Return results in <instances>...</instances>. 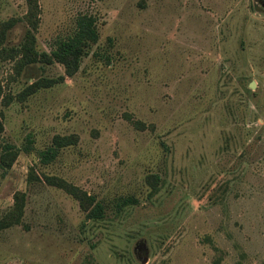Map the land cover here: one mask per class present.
<instances>
[{
  "label": "rangeland",
  "instance_id": "obj_1",
  "mask_svg": "<svg viewBox=\"0 0 264 264\" xmlns=\"http://www.w3.org/2000/svg\"><path fill=\"white\" fill-rule=\"evenodd\" d=\"M37 6L36 51L78 14L98 37L72 76L54 61L17 70L7 53L25 3L0 0V25L13 20L0 38V152L17 151L0 166V264H264V0ZM37 80L53 82L28 90ZM55 135L71 143L40 162ZM117 198L134 203L116 210Z\"/></svg>",
  "mask_w": 264,
  "mask_h": 264
},
{
  "label": "trees",
  "instance_id": "obj_2",
  "mask_svg": "<svg viewBox=\"0 0 264 264\" xmlns=\"http://www.w3.org/2000/svg\"><path fill=\"white\" fill-rule=\"evenodd\" d=\"M25 12L23 20L26 24L25 33L21 43L16 48H9V56L15 58L17 70L22 69L24 65L28 63L41 62L50 63L52 61L62 65L63 73L65 76H72L78 69L80 59L86 55V48L96 42L97 30L95 26V20L92 15L78 14L74 19V27L72 33L64 38L57 39L48 52L36 51L34 49V31L38 23V6L37 0H24ZM13 24V20H7L0 25V38L3 37L5 30L10 28ZM62 77H60L61 79ZM53 81H47L41 83V81H33L28 85V90L33 91L40 85H47ZM1 92V91H0ZM11 97H7L6 101ZM5 100V95L2 96ZM2 129L0 124V130ZM27 144L29 140L26 141ZM71 141L67 137L53 136L51 139V145L39 152L40 162H50L58 152V149L70 144ZM24 150H28V146L24 147ZM17 151L8 144L3 146L0 152V166L8 168L15 159ZM65 187V186H64ZM67 191H71V188L65 187ZM73 193V191H71ZM78 201L81 209L85 212L86 218L98 219L103 215V206L100 201H94L92 197L86 196L84 193H73ZM22 195L19 192L14 194V206L13 216L14 220L18 221L22 212ZM134 203L130 198H117L114 206L118 210L120 207L127 204ZM91 204V205H90Z\"/></svg>",
  "mask_w": 264,
  "mask_h": 264
}]
</instances>
